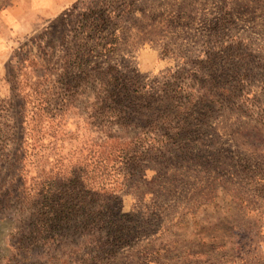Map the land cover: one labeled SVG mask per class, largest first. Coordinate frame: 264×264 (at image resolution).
<instances>
[{
  "label": "rangeland",
  "instance_id": "1",
  "mask_svg": "<svg viewBox=\"0 0 264 264\" xmlns=\"http://www.w3.org/2000/svg\"><path fill=\"white\" fill-rule=\"evenodd\" d=\"M47 1L0 0V264H264V0Z\"/></svg>",
  "mask_w": 264,
  "mask_h": 264
},
{
  "label": "trees",
  "instance_id": "2",
  "mask_svg": "<svg viewBox=\"0 0 264 264\" xmlns=\"http://www.w3.org/2000/svg\"><path fill=\"white\" fill-rule=\"evenodd\" d=\"M92 27H93V28H91V29H95V27H97L96 23H94V25H92ZM92 31H93V30H92ZM86 37H90V35H88V36H86ZM91 37H92V36H91ZM92 39H93V37H92ZM85 40H86V38L84 39V41H85ZM103 49H104V48H103ZM88 53H90L91 55L94 54V56H99V55H100V52H97V49H96L95 47H94L93 49H90ZM74 63H75V62H71V61L67 62V66H66L65 70H67V71L77 70L78 73H79V72H80V73H84V72H85V70L79 68V66H78V67H77V66H74ZM78 75H80V74H78ZM38 78H39V77H38ZM38 78H37V79H38ZM54 89L56 90V88H54Z\"/></svg>",
  "mask_w": 264,
  "mask_h": 264
},
{
  "label": "crops",
  "instance_id": "3",
  "mask_svg": "<svg viewBox=\"0 0 264 264\" xmlns=\"http://www.w3.org/2000/svg\"><path fill=\"white\" fill-rule=\"evenodd\" d=\"M47 2L49 3L50 7H53L51 8L52 11H56L60 4V0H48Z\"/></svg>",
  "mask_w": 264,
  "mask_h": 264
}]
</instances>
